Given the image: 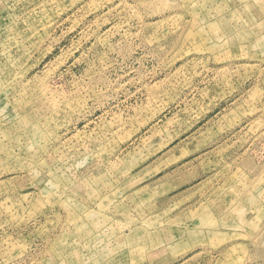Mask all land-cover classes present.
<instances>
[{
  "label": "rangeland",
  "instance_id": "1",
  "mask_svg": "<svg viewBox=\"0 0 264 264\" xmlns=\"http://www.w3.org/2000/svg\"><path fill=\"white\" fill-rule=\"evenodd\" d=\"M0 264H264V0H0Z\"/></svg>",
  "mask_w": 264,
  "mask_h": 264
}]
</instances>
